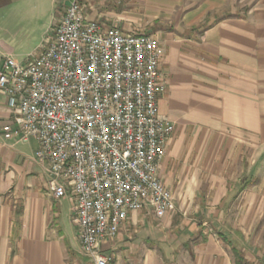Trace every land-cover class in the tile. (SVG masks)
<instances>
[{
	"label": "crops",
	"instance_id": "1",
	"mask_svg": "<svg viewBox=\"0 0 264 264\" xmlns=\"http://www.w3.org/2000/svg\"><path fill=\"white\" fill-rule=\"evenodd\" d=\"M87 1L91 6L103 0ZM234 1L247 4L246 9L236 16L213 13ZM115 2L124 9L115 11L114 21L135 22L132 11L137 5L160 11L153 23L160 24L162 33L152 36L164 49L160 68L166 90L157 105L174 128L159 177L173 199L191 201L183 213H221L218 201L234 196L243 159L248 172L256 166L257 190L239 194L260 200L264 207V0ZM65 5L66 0H0V67L6 55L23 62L41 44L20 54L23 40L46 37ZM233 8L230 5L229 11ZM9 122L10 110L0 93V264H65L63 251L73 244L65 241L62 202L68 201V220L76 228L72 202L47 189V176L32 158L34 139H4L3 127ZM247 149L255 153L245 158L241 152ZM207 199L218 201L209 207L202 201ZM173 213L172 208L158 219L150 210L130 212L112 242L113 249L115 244L120 247L113 264H170V257L174 264H234L222 242L200 226L176 224L172 229ZM179 237L184 240L178 242ZM187 243L191 257L181 248ZM166 245L171 247L169 255ZM127 249L134 255L124 260Z\"/></svg>",
	"mask_w": 264,
	"mask_h": 264
},
{
	"label": "built area",
	"instance_id": "2",
	"mask_svg": "<svg viewBox=\"0 0 264 264\" xmlns=\"http://www.w3.org/2000/svg\"><path fill=\"white\" fill-rule=\"evenodd\" d=\"M164 49L150 35L88 18L67 0L45 39L17 62L4 56L0 93L10 110L4 139L29 142L56 198L69 197L79 252L109 264L128 214L173 208L159 163L174 125L158 112Z\"/></svg>",
	"mask_w": 264,
	"mask_h": 264
},
{
	"label": "rangeland",
	"instance_id": "3",
	"mask_svg": "<svg viewBox=\"0 0 264 264\" xmlns=\"http://www.w3.org/2000/svg\"><path fill=\"white\" fill-rule=\"evenodd\" d=\"M78 1L80 2L81 8L87 17L98 20L105 25H114L121 28L125 32L143 33L150 36L155 33H158L159 35L162 33L160 30V24L153 23V16L160 12L156 7H145L142 5L135 6L132 13L136 21L125 23L122 19H116L117 21L113 20L116 18L115 11L117 12V9L119 8L124 9V6L118 5V7H116L117 4L115 0H103L101 2H97L98 5L92 4L91 6L88 5L87 0ZM230 5L234 7L233 12L229 11ZM246 6L247 4L242 7L240 2H228V4H226L223 8L216 11L214 10L213 13H216V17H220L221 15L236 16V14H240L244 11ZM101 10H105L108 15H102L101 13L103 11ZM222 10H225V13H221ZM44 39L45 35H31L25 38L23 40V45L18 50V53H26L28 50H31V46L34 47L37 43H41ZM35 49L36 47L32 51ZM241 153L246 158L252 156L255 152L253 153V151L247 149ZM255 167L256 166L248 172L247 170H249V168L247 161L246 159L245 161L243 159V172L241 173L242 180L235 184L234 196L220 201L209 199L202 200L203 202L208 201L207 206L209 207L215 206L217 201L220 202V206H222L223 209H221V213L218 215L197 214L193 213V211H191L192 213H187L185 215L183 211L186 209L188 203H191V201L173 199V222L175 223L173 224V222H171V228L173 229L176 224L178 225L176 228H179V226H200L201 230L208 232V234H214V237L222 242L233 260L235 259V256L233 255L232 248L235 247L241 256L243 263L264 264V207H262L261 204L259 205L260 200H249L246 193L244 195L239 194L241 191L243 192V190L246 191L247 189H251V191H253L256 189V187L253 188V185L257 186V178L253 177V172L256 169ZM251 181L254 182L252 183ZM62 203L61 219L66 232L65 241L69 246L73 244L70 248L65 247L63 251L65 264H92L79 252V243L76 238L77 228L71 225L68 220V201L64 199ZM258 206H260V208ZM191 207L192 204H190V208ZM154 222L159 223V220L156 219ZM168 235V230H165V236L168 237ZM126 239H129V237L126 236ZM177 239L179 240H177L178 242H182L181 240L183 238L179 237ZM115 241L116 239L113 243H115ZM163 248L166 253L171 251V247L168 245L163 246ZM181 248L186 256H192L191 245L189 243L183 245ZM118 249H120V247H117V244H115L114 249L112 247L113 259L109 264H113L114 256ZM124 254V260H129L134 255L130 252V249H127ZM176 254H179V252H176ZM168 261L170 264H174L171 262V257ZM181 261L184 263L183 260Z\"/></svg>",
	"mask_w": 264,
	"mask_h": 264
},
{
	"label": "trees",
	"instance_id": "4",
	"mask_svg": "<svg viewBox=\"0 0 264 264\" xmlns=\"http://www.w3.org/2000/svg\"><path fill=\"white\" fill-rule=\"evenodd\" d=\"M233 255L235 256L234 264H243L242 258L235 247L232 248Z\"/></svg>",
	"mask_w": 264,
	"mask_h": 264
}]
</instances>
